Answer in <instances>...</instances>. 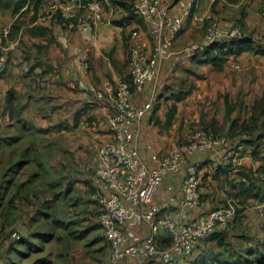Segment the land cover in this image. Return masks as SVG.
I'll use <instances>...</instances> for the list:
<instances>
[{
	"label": "crops",
	"instance_id": "0c3cea01",
	"mask_svg": "<svg viewBox=\"0 0 264 264\" xmlns=\"http://www.w3.org/2000/svg\"><path fill=\"white\" fill-rule=\"evenodd\" d=\"M172 1V12L180 14L176 0ZM117 3L119 9L106 7L105 24L86 26L76 33H70L57 25L53 13L41 8L34 21L33 12L27 9L25 23L19 29H14L17 16L14 17L10 10L0 5V27L8 26L12 32L8 64L5 73L0 77V129L7 125L6 135L0 139V144L3 143L7 148L6 158L13 160V166L3 173V177H8L6 182L11 188L10 192H14L16 185L28 180L27 182L33 181L34 185L48 194V206L40 211V215L48 221L57 219L53 220V223L60 224L57 227L73 225V220L65 223L56 216L58 208L66 203L69 194V208L73 211V180L76 181L77 187L87 191L91 201L90 180L96 154L100 147L113 140L109 127V119L116 111L113 98L106 95L102 100H97L90 88L91 84L104 91L106 85L112 83L116 76L129 73L128 58L132 31L138 30L143 42L148 43L150 48L145 23L129 18L130 0H120ZM201 9L211 10L218 19L236 21L243 28L245 36L252 41V47L264 49V0H216L213 4L210 0H201ZM203 36V25L194 19L186 18L175 47L179 50L201 41ZM84 52L90 54L91 69L88 73H85L81 66V55ZM233 64L240 68L236 69ZM229 73L247 78L248 88L243 89L244 94L235 96L236 93L231 87L233 75ZM204 75L208 80H216L222 87L215 90L208 80H204ZM169 77L186 85L191 82V85L187 88L186 85L183 87L178 84L170 90L164 89V80ZM40 80L47 82L49 86L42 87L39 85ZM250 89L254 90L255 95L250 93ZM218 91L223 111L233 112V118L239 115L242 120L251 116L255 102L260 101L264 95V55L253 50L247 51L237 57H231L221 66L188 58L179 62L167 60L161 65L157 83L148 85L142 94H134L133 97L137 104L148 99L152 93H156L159 99V110L154 115L152 113L147 116L139 125V150L148 165L153 164L150 158L152 151L164 154L182 143L186 134L204 127L207 121L201 120L203 114L199 104L204 102L208 94L210 99L214 95L217 100ZM181 92L187 94L178 101ZM243 95V103L236 107L235 103L241 100ZM255 97L258 100H254ZM151 122H154L155 126L152 127ZM232 124L233 122L228 124L226 129L231 128ZM208 128L216 131L215 127L210 125ZM25 134L28 136L25 137ZM148 146H152V151ZM249 146L253 152L254 147ZM260 152L264 157V145ZM201 159L203 195L212 190H207L204 185L211 181V176L209 174L207 177V173L214 171L211 170V156L204 155ZM246 161H249V158ZM29 176L31 179H28ZM181 180L182 175L169 176L159 188L155 202L162 211L166 209L169 198L168 187L173 186L179 190ZM211 205L204 202L200 208L191 212L190 218L208 211ZM168 210L176 213V208ZM241 222L257 243L255 246L240 247L238 252L232 251L234 259L229 263L240 255L248 256L249 250H254L250 258L257 259L260 256L257 248L264 247L263 220L256 213L247 212ZM129 230L138 238L149 234L147 229L133 227ZM97 231L99 233L101 229ZM227 235L223 236L226 245L230 243ZM245 237L240 240L245 242L250 239ZM98 239L94 241L106 244L109 259L110 248L103 233L101 239ZM158 239L161 247L167 245L164 233H160ZM220 239L216 235L202 239L191 256V262L198 258H207L211 253H225L224 246L219 245ZM250 261L256 264L255 260ZM242 263L245 264V261ZM124 264L162 263L159 259L141 262L128 258ZM179 264L184 263L181 261Z\"/></svg>",
	"mask_w": 264,
	"mask_h": 264
},
{
	"label": "built area",
	"instance_id": "2783aa9c",
	"mask_svg": "<svg viewBox=\"0 0 264 264\" xmlns=\"http://www.w3.org/2000/svg\"><path fill=\"white\" fill-rule=\"evenodd\" d=\"M120 0H43L46 8L57 16L63 29L70 33L86 26L105 24V9H119ZM129 14L143 21L147 28L148 43H144L138 30L131 32L128 58L129 73L118 75L104 91L94 84L90 88L97 100L106 95L113 98L115 113L109 119L112 142L98 149L95 167L90 180L91 201L99 208L98 224L109 245L108 264H124L128 258L141 262L159 259L162 264H179L191 255L202 239L217 232H232L236 220V202L204 211L194 218L191 212L202 206L201 171L202 156H211V170L221 167H238L247 157L246 144L230 140L223 134L209 129H197L185 135L178 146L164 154L152 151V166L148 165L139 150L141 122L158 103V95L152 93L141 104L133 101L134 94H142L148 85H155L161 65L171 60L194 59L203 56L208 47L217 42H228L245 37L241 26L231 19H218L211 10L201 9V0H176L180 14L172 12V0H130ZM216 0H210L215 3ZM186 18L204 27L201 41L176 49V40L183 30ZM10 27H0V74L8 64L11 49ZM85 73L91 69L90 54L81 55ZM236 69L238 65H232ZM42 87L49 84L39 81ZM150 125L153 127L154 122ZM182 175L180 189L168 187L166 209L155 202L156 194L169 176ZM176 208V213L168 210ZM264 220V201L255 199L247 207ZM147 229L148 235L138 238L130 228ZM264 229V223H263ZM160 233L172 240L161 247ZM14 237L19 238L15 232Z\"/></svg>",
	"mask_w": 264,
	"mask_h": 264
},
{
	"label": "rangeland",
	"instance_id": "374dc122",
	"mask_svg": "<svg viewBox=\"0 0 264 264\" xmlns=\"http://www.w3.org/2000/svg\"><path fill=\"white\" fill-rule=\"evenodd\" d=\"M232 75L233 81L231 82V87L236 93L235 96L244 94L243 89L248 88L247 78L238 76V74ZM202 77L204 80H208L205 75ZM208 81L210 86L215 88V90L222 87L214 79H209ZM164 82V89L167 90H170L172 87L175 88L178 84L183 85V87L186 85V83L182 84L181 81H177L171 77L165 79ZM190 85L191 82L186 87L188 88ZM212 93H214V90H212ZM250 93L255 95L252 89H250ZM201 95L204 96L203 92H201ZM208 96L209 94L205 96L204 102L202 101L199 104L203 114L201 120L207 121L204 127H208L209 125L215 127L216 131L214 129L211 130L217 134L228 136L233 141L243 142V140H254L256 137L261 136V145H264L263 121L259 122V128L255 130L257 123H254L251 118L253 114L244 120L239 115L233 118V112L222 110L219 101L221 96L220 91H218L217 100L214 95L212 99ZM244 98L245 96L235 103L237 104L236 107L243 103ZM255 99L257 98L255 97ZM235 119L238 120L236 126L226 129V126ZM6 126L4 125L0 129V139L6 135ZM243 128H248V130ZM243 130L250 132V134L242 132ZM26 136L28 135L25 134ZM249 148V144H246L244 155L247 157V160L249 158V161H245L242 165L235 167L234 170L230 171L231 173L212 172L215 175L209 172L207 173V177L210 174L211 181L210 183L207 181L204 187L207 190L212 189L210 191L211 193H203V195L205 194L203 196L202 190L200 189L202 204L204 202L212 204L208 210H213L223 205L225 206L226 201L229 199H233L236 202L234 230L229 232L227 240L238 250L240 247L255 246L257 243L255 237L251 236L247 227L243 226L241 222V219L249 212L247 207L253 199L240 195L242 193L240 188L243 185L246 187L250 186L251 188L254 187L255 191L261 192L264 195V157L260 155V151L255 156ZM260 148L262 146H259L258 149ZM6 149L3 143L0 144V264H107L108 249L106 244H98L94 241V239H101L102 236L101 231L98 233L97 230L100 229L96 225L98 224V206L89 200L87 191L77 187L76 181L73 180V211L69 208V199H71V195L69 194L67 195L66 203L58 208L56 214L65 223H68V220H73V225L57 227L60 224L53 223V220L57 219L53 218L52 221H48V219H43L39 215L40 211H43L48 206V204H44L48 198V194H45L37 185H34L33 181L27 182V180L22 184V188L16 185L14 192H10L11 188L6 182L8 177L4 178L3 173L8 172V168H12L13 160L9 161V157L6 158ZM18 151L19 153L21 152V150ZM28 179H31V176ZM201 185L202 188L203 181ZM15 191L18 195L17 198L13 197L15 196ZM9 212H12V215ZM92 228L98 229L92 231ZM15 232L19 233L18 236H27L37 248H34V251H29L25 247H19L17 243V239L19 238L13 236ZM46 233L52 234L51 239L41 243L40 234ZM245 236L250 239L245 242L241 241L240 238H246ZM260 249L264 250V247ZM19 250H22L24 253L20 254ZM248 260L255 262L250 257ZM186 262L187 260H184L183 263ZM245 264L253 263L248 261Z\"/></svg>",
	"mask_w": 264,
	"mask_h": 264
},
{
	"label": "trees",
	"instance_id": "16d2710c",
	"mask_svg": "<svg viewBox=\"0 0 264 264\" xmlns=\"http://www.w3.org/2000/svg\"><path fill=\"white\" fill-rule=\"evenodd\" d=\"M0 5L4 8V9H8L12 12V15L15 17L17 16V18L15 19L14 22V29H19L20 26H22L25 23L24 20V16L25 13L27 11V9L29 11L33 12V21L37 19V16L39 15V9H47L46 6L43 4V0H0ZM56 24L61 26V23L58 19L57 16H53ZM129 18L135 19V20H139L134 18L131 14H129ZM143 22V21H142ZM240 25V24H239ZM241 26V25H240ZM62 27V26H61ZM63 28V27H62ZM242 28V27H241ZM243 30V28H242ZM244 32V31H243ZM12 36V32H10V38ZM254 51L257 54H261L264 55V49L263 48H253L252 47V41L250 40V38L248 37H243L240 39H233L230 40L228 42H217L212 44L210 47H208L206 49V51L204 52L203 56L200 57H196L194 59H200V62L202 63H206V64H212L215 66H221L223 65L225 62H227L228 59H230L231 57H237L239 55H241L244 52L247 51ZM6 69L3 71L2 74H0V77L5 73ZM187 93L181 92L178 96V101H180L181 99H183L184 96H186ZM160 106L159 103L156 104L154 110H153V115L159 110ZM252 120L254 123H257V128L255 130H257L259 128V122H262V126L264 127V95L263 97L260 99V101L255 102L254 106H253V113H252ZM238 120H234L232 127H235L237 124ZM201 129H209L208 127H202ZM248 130V128H243ZM230 132V131H229ZM228 132V134H229ZM242 132L244 133H249L248 131L243 130ZM228 137V136H227ZM230 140H233L232 138L228 137ZM261 136L256 137L254 140H246L244 141L245 144H249L252 147H254V151L253 154L256 156L258 151H260L259 146H263V144L261 145ZM234 170L233 167L230 166H225V167H221L219 169V172L221 173H231L230 171ZM229 175V174H228ZM19 187L22 188L23 185L19 184ZM241 190V194L245 196L246 198H252L253 200L255 199H260L264 201V195L260 192H257L254 190V187L251 188L250 186H241L240 188ZM20 191V190H18ZM15 196L13 197H18V195L16 194L15 191ZM12 197V198H13ZM252 200V201H253ZM48 201H45L44 204H48ZM224 206V205H223ZM221 206V207H223ZM218 207V208H221ZM215 208V209H218ZM214 210V209H213ZM209 211V210H208ZM10 215H12V212H9ZM41 214V212H40ZM39 214V215H40ZM99 215V212L97 214V216ZM57 222V221H56ZM97 226L100 228L99 224H97ZM92 229H97V228H92ZM17 234H19L18 232H16ZM226 233L228 232H222V233H214L211 234L210 236H217L220 239L219 245L220 246H224L225 248V253L219 252L218 254H209V256L207 258H198L197 260H194L191 262V256L194 254V252L189 255V256H185L184 258H182L181 261L184 262V260H187L186 263L184 264H243L242 262H248V258L250 257V255H253L254 250H249L248 256L246 255H240L238 257H236L234 261H232V263H229L230 260H233L234 256H233V252H238V249L236 250L235 247L233 246V244L229 243L226 245V241L223 238L224 235H227ZM20 236V235H19ZM52 234H40V242L44 243V241H49V239H51ZM208 236V237H210ZM207 237V238H208ZM172 242V240L170 238H167V245H170ZM17 243L19 244V247H25L27 248L29 251H34L35 245L31 242V240L29 238H27V236H20L19 239H17ZM163 246V247H166ZM198 247V246H197ZM41 249V248H40ZM233 251V252H232ZM256 251L260 252V256L257 257V259H254L256 261V264H264V250H260L259 248H257ZM19 253H24L22 252V250H19ZM180 261V262H181Z\"/></svg>",
	"mask_w": 264,
	"mask_h": 264
}]
</instances>
